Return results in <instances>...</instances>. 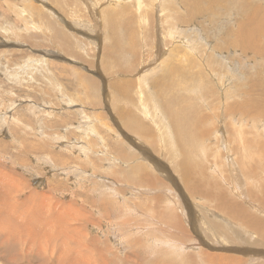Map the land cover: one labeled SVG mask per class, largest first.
<instances>
[{"label": "rangeland", "instance_id": "obj_1", "mask_svg": "<svg viewBox=\"0 0 264 264\" xmlns=\"http://www.w3.org/2000/svg\"><path fill=\"white\" fill-rule=\"evenodd\" d=\"M261 14L0 0V264H264Z\"/></svg>", "mask_w": 264, "mask_h": 264}, {"label": "bare ground", "instance_id": "obj_2", "mask_svg": "<svg viewBox=\"0 0 264 264\" xmlns=\"http://www.w3.org/2000/svg\"><path fill=\"white\" fill-rule=\"evenodd\" d=\"M237 1V0H236ZM242 2V1H241ZM254 3V2H253ZM47 4V3H46ZM241 4H243V3H241ZM244 5V4H243ZM243 8V7H242ZM160 9V8H159ZM232 10H234V9H232ZM160 12V11H159ZM158 12V13H159ZM237 14V13H236ZM158 15V14H157ZM184 15V14H183ZM262 15V14H261ZM180 16V15H179ZM164 17V16H163ZM210 17V16H209ZM261 20H262V23H260V22H258L257 20H256V18L253 16V21L256 23V21H257V23H259L258 24V26H256L255 25V27H256V29H257V33H259V39L256 41V42H260V39H261V37H262V33H264V16L262 15L261 17ZM159 19V18H158ZM157 19V20H158ZM161 20V19H160ZM217 20V19H216ZM160 22V21H159ZM253 22V23H254ZM160 25V24H159ZM246 31V30H245ZM136 32V31H135ZM247 32V31H246ZM243 33H245L244 31H243ZM217 34V33H216ZM220 35V34H219ZM137 36V35H136ZM213 36V35H212ZM244 38H248V41H249V39H252L251 37H249V36H247V35H242ZM254 39V38H253ZM253 39H252V42H253ZM243 40V39H242ZM247 41V42H248ZM27 43V42H26ZM238 43V42H237ZM240 43V42H239ZM24 44V43H23ZM25 45V44H24ZM132 47V46H131ZM240 47V45L238 46V48ZM138 52V51H137ZM257 53H260V52H258V51H256ZM258 55V54H257ZM7 57V56H6ZM5 57V58H6ZM14 58V57H13ZM10 59V58H9ZM40 65V64H39ZM48 71V70H47ZM251 76V75H250ZM162 94V93H161ZM159 95H160V93H159ZM162 96V95H161ZM259 96V95H258ZM256 97V96H255ZM263 97V96H262ZM257 99V98H256ZM258 99H259V97H258ZM262 99V98H261ZM263 100V99H262ZM261 100V101H262ZM253 101H255V100H253ZM258 101V100H257ZM260 101V100H259ZM258 101V102H259ZM127 104V103H126ZM255 104V103H254ZM127 111V110H126ZM143 112V111H142ZM162 115V114H161ZM260 116H264V114H259ZM126 120V119H125ZM86 137H88V136H86ZM77 147V146H76ZM256 148V147H255ZM86 151V150H85ZM261 152V151H260ZM254 154V153H253ZM72 158V157H71ZM255 163V162H254ZM70 164V163H69ZM200 174H201V172H199ZM196 175H198V174H196ZM74 205V204H73ZM75 206V205H74ZM69 207H70V205H69ZM72 209H73V207H71ZM66 209V208H65ZM174 220V219H173ZM128 228V227H127ZM131 229V228H130ZM257 230H259V229H257ZM261 230H264V227H262V229ZM263 233V235H264V232H262ZM232 236V235H231ZM235 236V235H234ZM224 238H225V236H224ZM234 238V240H237V236H236V239H235V237H233ZM233 238H232V240H233ZM240 238V237H239ZM221 239V238H220ZM226 239V238H225ZM230 239V238H229ZM263 239V238H262ZM241 240V239H240ZM221 241V240H220ZM222 241H224L223 239H222ZM242 241V240H241ZM159 242V241H158ZM234 243V242H233ZM157 244H159V243H157ZM226 244V243H225ZM228 244V243H227ZM228 260V259H227Z\"/></svg>", "mask_w": 264, "mask_h": 264}]
</instances>
